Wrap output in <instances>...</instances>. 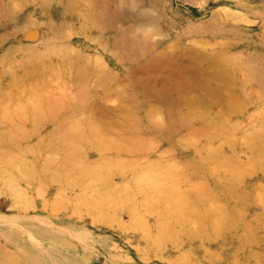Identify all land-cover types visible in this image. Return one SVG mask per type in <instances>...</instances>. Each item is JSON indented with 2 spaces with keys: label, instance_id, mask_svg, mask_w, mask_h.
I'll list each match as a JSON object with an SVG mask.
<instances>
[{
  "label": "rangeland",
  "instance_id": "1",
  "mask_svg": "<svg viewBox=\"0 0 264 264\" xmlns=\"http://www.w3.org/2000/svg\"><path fill=\"white\" fill-rule=\"evenodd\" d=\"M0 264H264V0H0Z\"/></svg>",
  "mask_w": 264,
  "mask_h": 264
}]
</instances>
